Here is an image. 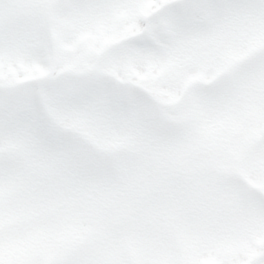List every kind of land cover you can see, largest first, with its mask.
Listing matches in <instances>:
<instances>
[{
	"label": "clouds",
	"instance_id": "obj_1",
	"mask_svg": "<svg viewBox=\"0 0 264 264\" xmlns=\"http://www.w3.org/2000/svg\"><path fill=\"white\" fill-rule=\"evenodd\" d=\"M127 7L138 56L190 57L173 99L96 74L0 90V264H202L264 232L238 176L264 185V0Z\"/></svg>",
	"mask_w": 264,
	"mask_h": 264
},
{
	"label": "rangeland",
	"instance_id": "obj_2",
	"mask_svg": "<svg viewBox=\"0 0 264 264\" xmlns=\"http://www.w3.org/2000/svg\"><path fill=\"white\" fill-rule=\"evenodd\" d=\"M24 1L28 4L11 1L13 9L0 13V90L21 81L55 75L68 77L73 91L79 80L92 75L101 64V71L112 76L111 79L130 76L134 86L166 92L168 101L173 99L175 79L190 57L177 52L163 58L138 56L129 46V42L141 37L144 29L130 16L127 6L150 5L154 0ZM44 9L55 12L52 18L46 17L42 30L37 19ZM138 62L145 66L143 72L135 70ZM97 103H102V99ZM238 176L257 190L264 188L259 177L249 174L247 169H240ZM241 249L246 264H259L264 255V232L257 228L250 239L230 241L226 247L209 251L202 257V264H222Z\"/></svg>",
	"mask_w": 264,
	"mask_h": 264
}]
</instances>
